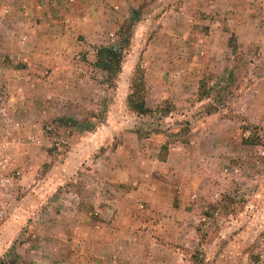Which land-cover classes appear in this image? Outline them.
<instances>
[{
  "label": "rangeland",
  "instance_id": "rangeland-1",
  "mask_svg": "<svg viewBox=\"0 0 264 264\" xmlns=\"http://www.w3.org/2000/svg\"><path fill=\"white\" fill-rule=\"evenodd\" d=\"M256 1L100 0L105 9L93 11L100 28L73 32L92 48L66 40L85 77L57 78L48 89L13 75L28 68L22 34L14 35L19 52L7 60L0 48V264H62L69 257L46 252L79 245L103 253L114 235L137 264H146V248L157 252L159 242L174 245L171 264H264V35L239 29L243 21L264 22ZM27 4L0 2L14 7L15 23L29 17ZM241 36L254 44L244 46ZM102 46L122 53L110 71L96 64ZM46 69L52 71L43 64L37 73ZM137 89L147 113L131 106ZM93 134L101 140H89ZM162 161L177 196L156 190L152 202L144 187L167 179ZM53 168L59 178L51 190ZM80 185L84 192L74 189ZM109 194L118 215L103 214ZM63 197L80 199V213ZM168 206L176 222L151 225V207ZM127 227L141 238L126 245L118 237ZM154 229L161 232L149 239ZM91 230L101 241H91ZM89 256L88 263L98 262ZM113 260L120 261L116 253Z\"/></svg>",
  "mask_w": 264,
  "mask_h": 264
},
{
  "label": "crops",
  "instance_id": "crops-1",
  "mask_svg": "<svg viewBox=\"0 0 264 264\" xmlns=\"http://www.w3.org/2000/svg\"><path fill=\"white\" fill-rule=\"evenodd\" d=\"M3 0H0V2ZM27 10H25V14L28 16L22 17L18 23H15L16 18V11L14 7H7L4 8L2 5L0 6V48L3 49L4 52V59H8L7 54H16L19 51V41L18 35L22 34L21 40V51L20 56L21 58L27 60L28 68L27 70H21V73H14L13 75L17 77H29L34 81V83L38 84H45L46 89L50 88V85H53L52 80L57 78H67L71 76L77 77H85L80 71L78 70V65L82 63V61H77L74 57H71L68 53L69 49H71V45L68 46L66 44V40H70L73 43V48L76 49L79 47L85 48H92V44L90 43H83L79 45L77 39L74 35V31H79L83 29H95L97 30L100 28L97 23L95 24L93 19V11L94 8L97 6L98 9H105L101 4L100 0H27ZM254 8L261 14H264V0H257L255 2ZM10 13L6 15L5 11H9ZM253 19V18H252ZM100 23V22H99ZM101 23H104L103 21ZM240 32H245L247 30H258L264 35V22L260 24L255 23L252 20L243 21L239 24ZM2 29H4L2 31ZM7 32L11 35L10 39L6 37ZM5 33V34H4ZM14 35H17L14 37ZM251 39H247L243 36L240 37V42L244 46H248L254 44H248ZM264 40V38H263ZM18 42V43H17ZM94 62V61H93ZM42 63V65H41ZM65 64H68L69 69H66ZM47 65L52 68V71L48 69L44 70L42 74L37 73L38 68H42V66ZM4 65V74L2 75L4 78H9L10 73L7 71L6 64L3 62ZM59 66V67H57ZM72 66V67H71ZM48 74V75H47ZM20 79V78H19ZM18 79V80H19ZM20 81V80H19ZM54 86L57 87V84ZM53 86V87H54ZM51 90V89H50ZM54 92L53 90H51ZM58 107L61 109L64 107L63 103H58ZM89 140L93 142H97V140H101L100 134H93L92 136L88 137ZM85 143V141H84ZM69 153V152H68ZM177 154V153H176ZM145 156V157H144ZM144 159H151L150 154L145 155ZM154 157V156H153ZM164 167L162 168L164 175L167 179L162 182L154 183L152 180H148L144 187L145 193H141L143 196H150L149 199L154 202L156 199V190L161 191L167 195V197H173L177 194L176 190L174 189V185L172 181H168L169 179H173V171L170 169V166L167 165V161H162ZM59 168V167H58ZM127 174V173H125ZM64 175V172H62ZM69 177V175H66ZM99 177V173L97 174ZM50 180L48 181V186L53 190L56 188V182L59 178V173L56 169H52L49 174ZM64 180V179H63ZM66 181V180H65ZM97 186H101L102 183L99 181L96 182ZM164 184V185H162ZM108 185V184H107ZM69 183H64L62 189L67 192ZM73 187V186H72ZM70 187V188H72ZM75 190L80 192H84V188L80 185L78 187H74ZM97 193H100L99 191ZM149 193V194H147ZM82 195V194H81ZM111 196V194H109ZM177 196V195H176ZM64 200V197L61 198ZM168 200V198H167ZM170 200V198H169ZM108 205L105 206L103 210L104 215L114 216L118 215L119 211H117L115 206H118L115 202L118 201L117 198L111 196V198L106 199ZM173 201V200H171ZM67 205L77 203L80 205V210L83 209V203L80 201H71V199L64 200ZM155 204V203H153ZM174 208V207H173ZM173 208L167 207L168 210L161 212V209L151 207L150 215L147 216L149 219V223L153 225L154 222L158 221V218H163L166 220H170L171 222H176L173 212ZM126 211H124L125 213ZM126 215L130 218L131 215L127 211ZM165 221V220H164ZM77 226L79 224L77 223ZM84 227V225H83ZM83 231V230H82ZM159 230H148L146 236L149 239H156L155 233L159 234ZM165 232V231H163ZM91 237V241L97 243L101 241V235L95 231L91 230L88 231ZM141 238V235H133L130 231V228H124L123 234L118 237L120 243L123 244H132L137 241V239ZM136 239V240H135ZM117 240L114 236L109 237V242L107 243L106 251L103 253H99L96 249H89L87 246H79L75 247L74 245H57L55 247L50 248L46 254L49 255H56V257H61L63 255L69 257V261L62 263V264H90L88 263L90 259V254L93 255V258L97 260L95 264H115L113 260V256L115 253L119 257L120 261L116 264H137L136 262H132L133 255L129 252V248L125 249V246L116 247ZM117 249V251H116ZM173 249H175L173 244L161 243L159 242V249L157 252H152L150 249L146 248V252H144L145 262L146 264H171L169 263V256H171ZM97 255H104V259L96 258ZM106 258V259H105ZM111 261L109 263L107 261ZM55 261V258L52 259ZM50 262L49 259L46 257V263ZM33 264H43V263H33ZM54 264V262H53Z\"/></svg>",
  "mask_w": 264,
  "mask_h": 264
},
{
  "label": "trees",
  "instance_id": "trees-1",
  "mask_svg": "<svg viewBox=\"0 0 264 264\" xmlns=\"http://www.w3.org/2000/svg\"><path fill=\"white\" fill-rule=\"evenodd\" d=\"M121 57V52L107 46H102L98 50L96 64L102 69L110 71L113 67V62H120ZM138 91L139 90L137 89L131 93V106L133 109H136L141 113H147L151 109H149Z\"/></svg>",
  "mask_w": 264,
  "mask_h": 264
},
{
  "label": "built area",
  "instance_id": "built-area-1",
  "mask_svg": "<svg viewBox=\"0 0 264 264\" xmlns=\"http://www.w3.org/2000/svg\"><path fill=\"white\" fill-rule=\"evenodd\" d=\"M5 167H6V165L3 162L0 163V177H2V175H3V169ZM3 213H4V206H3L2 201L0 200V219H2Z\"/></svg>",
  "mask_w": 264,
  "mask_h": 264
}]
</instances>
